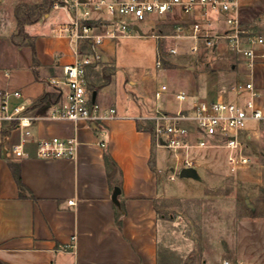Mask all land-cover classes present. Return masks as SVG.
<instances>
[{
	"label": "crops",
	"instance_id": "obj_1",
	"mask_svg": "<svg viewBox=\"0 0 264 264\" xmlns=\"http://www.w3.org/2000/svg\"><path fill=\"white\" fill-rule=\"evenodd\" d=\"M55 1L0 0V90H18L21 96H10L9 107L22 104L35 117L29 128L32 137L23 143L24 157L11 153L19 143L12 125L7 124L11 130L4 144L0 138V264H174L164 244L169 221L159 214L158 205L173 191L181 198L179 191L188 183L173 186L177 181L163 179L165 160L155 149L164 148L152 135L155 116L177 111L174 94L179 91L188 95L184 109L196 100L219 99L204 96L200 74L189 79L177 70L155 68L156 56L162 61L164 52L152 24L141 33L104 40L96 48L98 59L86 67L90 101L94 94V104L102 111L114 109L112 119L94 126L47 119L68 93L66 86L51 81L62 80V68L74 62L76 46L64 31L69 14L54 9ZM78 51L91 52L85 43L78 44ZM248 79L264 103V67L256 66ZM162 86L166 89L157 99ZM45 93L51 101L32 108ZM51 137L76 138L75 158H37V139ZM104 154L113 164L105 163ZM12 168L26 188L23 196ZM115 187L119 192L113 197ZM206 221L211 224L203 227L201 264H222L221 242H210L207 235L208 226L219 228L218 218L210 215ZM233 231L226 251L241 264H264V215L251 210Z\"/></svg>",
	"mask_w": 264,
	"mask_h": 264
},
{
	"label": "built area",
	"instance_id": "obj_2",
	"mask_svg": "<svg viewBox=\"0 0 264 264\" xmlns=\"http://www.w3.org/2000/svg\"><path fill=\"white\" fill-rule=\"evenodd\" d=\"M258 0H59L54 9L69 14L64 26L69 39L75 43L74 62L63 66L62 80L51 83L67 87L65 101L46 118L51 121L104 123L115 116V110L102 111L90 101L85 86L86 67L98 59L96 48L106 39H117L142 32V25L154 18L184 15L192 18L189 23L192 45L189 54H198L200 49H211L219 22L224 26V38L230 43L237 57L249 73L258 65L264 67V37L242 27L240 13ZM98 14L93 18V14ZM85 43L90 53L82 55L78 44ZM170 55L177 51L169 49ZM161 56L155 60V68H161ZM3 77L9 78L4 72ZM162 86L155 94L158 99L165 91ZM232 102L196 100L191 107L181 108L188 95L185 91L174 94L179 108L174 113H158L152 133L158 146L172 153L175 166L169 180L174 181L182 169H192L195 151L222 148L226 160L233 168L244 165L248 159L243 155L242 135L250 125L264 120V111L257 105L260 91L252 79L236 85ZM19 98L18 90H0V138L7 141V133L18 132L19 143L11 147L13 157H24L23 143L32 137L30 126L35 119L24 105L9 107V97ZM14 123L13 128L7 124ZM77 140L71 138H40L35 144V156L40 159L73 160L76 156ZM68 204H73L69 201ZM73 240V238H72ZM222 264H228L224 261Z\"/></svg>",
	"mask_w": 264,
	"mask_h": 264
},
{
	"label": "rangeland",
	"instance_id": "obj_3",
	"mask_svg": "<svg viewBox=\"0 0 264 264\" xmlns=\"http://www.w3.org/2000/svg\"><path fill=\"white\" fill-rule=\"evenodd\" d=\"M240 21L243 28L264 37V0L244 8L240 13ZM189 23L181 21L180 16L176 15L155 18L142 27L149 28L152 24L155 27V34L164 52L162 69L177 70L189 79H197L200 74L202 85L206 87L205 97L211 100H233V88L245 82L249 72L224 38L225 26H214L217 33L210 51L212 53L204 54L206 49L202 47L204 50L201 55L198 53L193 56L188 53L193 43ZM171 48L177 51L173 56L168 52ZM257 105L263 106L264 103L258 99ZM241 140L243 155L248 159L246 164L233 168L227 162L226 152L222 148L195 151L191 175L182 179L178 174L174 180L176 184H172L176 186L187 181V187L179 191L181 198L176 195L177 191H173L169 200L159 203V214H164L169 221L170 230L163 241L171 249L169 255L174 264H201L203 227L211 224L202 220L210 215L218 218L219 228L208 226V240L221 242L224 250L218 261L241 264L226 250L231 244L233 230L238 223L246 220L251 210L253 215H264V120L251 124ZM155 154L158 158L163 156L165 160L163 179L167 181L176 165L173 155L167 149H155ZM248 205H251L250 209Z\"/></svg>",
	"mask_w": 264,
	"mask_h": 264
},
{
	"label": "trees",
	"instance_id": "obj_4",
	"mask_svg": "<svg viewBox=\"0 0 264 264\" xmlns=\"http://www.w3.org/2000/svg\"><path fill=\"white\" fill-rule=\"evenodd\" d=\"M22 24H23L22 21L18 19V33H19V34L22 33V27H21ZM49 101H51V96H50L49 94L45 93V94L42 95V97H40V98H39V99L33 104L32 108H36V107L42 106L44 103L49 102ZM10 125H12V127H13L14 123H11ZM104 161H105L106 164H107V163H108V164H109V163L113 164V161L110 159V157H109L107 154H104ZM12 169H13L12 172H13L14 180H15L16 185H17V187H18V189H19V191H20V195L23 196L22 192H23L26 188L24 187V185H23L22 182H21L19 171H18V170H15L14 168H12Z\"/></svg>",
	"mask_w": 264,
	"mask_h": 264
},
{
	"label": "water",
	"instance_id": "obj_5",
	"mask_svg": "<svg viewBox=\"0 0 264 264\" xmlns=\"http://www.w3.org/2000/svg\"><path fill=\"white\" fill-rule=\"evenodd\" d=\"M92 103H94V94L92 96ZM92 126H94V124H92ZM192 170L191 169H182L179 173L180 177H187L189 175H191ZM119 192V189L117 187L114 188V193H113V197L116 196V194Z\"/></svg>",
	"mask_w": 264,
	"mask_h": 264
}]
</instances>
